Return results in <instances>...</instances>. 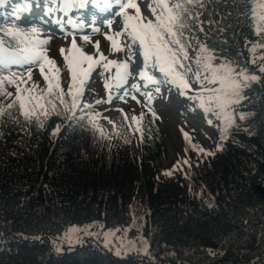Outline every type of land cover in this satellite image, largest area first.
Wrapping results in <instances>:
<instances>
[{
	"label": "trees",
	"instance_id": "16d2710c",
	"mask_svg": "<svg viewBox=\"0 0 264 264\" xmlns=\"http://www.w3.org/2000/svg\"><path fill=\"white\" fill-rule=\"evenodd\" d=\"M201 2L188 5L202 23L185 29V65L195 63L190 53L198 57L202 44L213 65L257 79L243 82L226 130L219 109L211 112L213 147L191 132V144L184 136L168 167L156 162L165 137L155 113L142 114L138 129L128 109L110 117L83 94L72 118L59 101V114L25 118L14 103L17 87L4 82L12 95H0V264H264V0ZM28 7V0H8L0 7V27L37 28L23 19L37 7L34 0ZM86 43L82 38L77 45ZM58 68L67 93L71 77ZM29 71L0 68V76L27 79ZM31 77L28 86L39 85ZM187 79L193 81L191 73ZM199 87L195 82L187 93L200 95ZM54 117L58 134L50 129ZM98 220L119 232L138 225L148 251L117 253L102 238L71 245L73 227Z\"/></svg>",
	"mask_w": 264,
	"mask_h": 264
},
{
	"label": "snow or ice",
	"instance_id": "6c2138e0",
	"mask_svg": "<svg viewBox=\"0 0 264 264\" xmlns=\"http://www.w3.org/2000/svg\"><path fill=\"white\" fill-rule=\"evenodd\" d=\"M8 0H0V7H3ZM33 0H28V10L31 11V3ZM38 8L44 3H50L51 0H34ZM91 0H63V8L67 10L72 7L80 9L86 8ZM199 3L203 7L201 0H174L171 4L168 0H153L155 6L149 5V9L154 16V19H147L141 15V10L136 0H114V3L119 6V14L123 15L124 28L115 33V35L105 34L106 38L111 41L113 52L126 51L128 59L123 61L108 60V58L100 52L99 41L95 42V50L98 56L85 53L81 48H78L75 40L72 41L73 54L65 55L64 59L68 62L71 83L67 93L60 87L59 72L60 69L56 66L55 61L46 55V50L41 48V45L47 44L48 40L39 39V30L36 27L21 29L19 27H0V67L8 65H23L37 63L42 74L45 73L44 65H50L52 75H45L44 79L48 82L46 89H41L39 85L32 84L28 86V81L31 80V72L27 74V79L17 76L12 73L10 76H0V95L11 96L12 93H7L3 88L5 81L17 87L15 104H18L23 109L25 118L36 117L39 115L47 116L49 114H59L56 112V101H59L64 106V111L70 113L67 118L75 116L74 109L79 106V101L83 95V87L86 80L89 78L96 66H102L104 71L110 70L109 66H114L116 72L111 78L113 81L126 82L127 77L131 76L129 61H135L133 46H138L142 57L143 68L137 72V75L149 83L159 84L167 82L174 84L181 89H191L187 76L191 72L192 67L185 65L184 61L189 59L188 42L185 37V29L197 27L202 23L199 21L198 14L194 16L188 8V5ZM96 7L101 11L112 7L113 0H103L101 7L100 0H95ZM264 7V4L261 5ZM128 8L135 9V15H130L127 12ZM53 9L49 8L48 12ZM264 20V16L260 17ZM194 20L190 24L189 21ZM111 22H109L110 26ZM99 31V29H95ZM260 29H258L259 31ZM203 31V28H199ZM127 36V46L120 44L119 38ZM85 36L84 40L88 41ZM188 45V46H186ZM200 53H207L204 56H198L195 59V64L198 70L192 74L193 81L199 84L196 90L200 93L199 96L189 97L190 99H199L200 107L206 113L216 112L218 119L223 118L225 121V130L228 126L234 123V119L228 111L231 104L238 103L241 86H247L245 81L256 80L257 77L249 76L243 71H237L228 64L213 65L212 55L204 45H198ZM61 49V53H64ZM84 65H87L85 68ZM149 68H152L163 74L164 80H157L149 74ZM264 71V69H262ZM103 74V72L99 73ZM79 77V79H78ZM241 78V79H238ZM218 85L216 87H206L205 85ZM23 85V87H22ZM111 87L110 81H105V88ZM55 89V91H54ZM137 90L138 86H137ZM159 91V88L156 89ZM203 93H208L207 96ZM182 94H186L182 91ZM68 95L70 101H65L64 97ZM135 99V97H133ZM111 102V97L109 101ZM101 103V101H97ZM13 105H8L11 108ZM49 106L51 113L49 112ZM90 107V105H85ZM3 109H0V114H3ZM241 119L244 116L241 115ZM135 119V118H134ZM212 123L211 120L208 121ZM41 126L42 123H41ZM56 131H59L58 127ZM185 138L191 144V137L185 133ZM195 148L196 146L193 145ZM200 151H204L202 148ZM187 163V161H185Z\"/></svg>",
	"mask_w": 264,
	"mask_h": 264
},
{
	"label": "rangeland",
	"instance_id": "374dc122",
	"mask_svg": "<svg viewBox=\"0 0 264 264\" xmlns=\"http://www.w3.org/2000/svg\"><path fill=\"white\" fill-rule=\"evenodd\" d=\"M101 7H103V0H100ZM140 7L141 15L147 19H154L153 14L149 9V5L155 6L153 0H136ZM170 4L174 2L168 1ZM53 9L48 12V9ZM63 8V0H51L50 3H44L40 8L36 7L32 14L24 15L25 21H35L37 29L39 30V39L48 40L47 44L41 45L42 49L46 50V55L55 61V64L65 69L63 73L65 78L70 79L71 73L68 62L64 59L65 55L71 56L73 49L71 47L72 41H78L87 36L89 39L86 47L81 48L85 53L98 56L95 50V42L99 41L100 52H102L108 60L123 61L128 59L126 51L113 52L111 48V41L106 38V33L115 35L124 28L123 15L119 14V6L114 3L112 7L101 11L96 7L95 0H91L86 8L77 9L75 15H70L72 8L61 10ZM81 12H78V11ZM128 14L135 15V9L128 8ZM109 22H111L109 26ZM95 29H99L96 31ZM120 44L127 46L128 37L121 36L119 38ZM64 49V53H61ZM135 61H129L132 75L127 77L126 82L113 81L111 78L116 72L114 66H109L110 70L104 71L102 66H96L91 72L89 78L86 80L83 87V94L86 100L93 101L94 107H99L104 110L106 115L110 117L116 116L118 109H128L134 119L136 128L139 129V121L142 114L146 111L155 113L161 123L162 131L165 137L164 151L156 159L157 164L162 167H168L181 154L185 133L194 132L198 138L208 146L213 147L214 143V127L211 113H206L201 108L199 99H190L189 97L199 96L197 93H187V89H181L174 84L161 82L159 84L149 83L141 79L137 72L143 68L142 57L138 46H133ZM190 58L196 59V55ZM202 56V53H199ZM198 55V56H199ZM191 58V59H192ZM32 66L19 65L21 69H32L33 77L40 86L46 89L48 82L44 79L45 75H49L48 69L51 71V66L45 64V73L42 74L37 63H31ZM189 64L193 67L191 74L197 71L196 64L193 60H189ZM12 66V65H11ZM67 69V70H66ZM149 74L154 76L157 80H164L163 74L149 68ZM103 72V74H99ZM52 73V71H51ZM110 81L111 87L105 88V81ZM195 85L194 81H189ZM137 86L138 89L137 90ZM159 88V91L156 89ZM182 91L186 94H182ZM208 95V93H207ZM111 97V102L109 98ZM135 97V99H133ZM101 101V103H97ZM59 120L54 117L50 122V129L52 133L53 123ZM212 123L209 124L208 121ZM60 121V120H59ZM53 123V124H52ZM61 123V122H60ZM56 134V133H54ZM120 228L117 230H108L105 227L104 220H98L95 223L87 225H76L68 233V240L71 245L76 241L88 237V239H101L102 244L106 248L114 249L117 253L128 252L131 250L141 251L146 253L148 251V243H146L145 235L140 234L139 226L134 225L127 230L121 232Z\"/></svg>",
	"mask_w": 264,
	"mask_h": 264
},
{
	"label": "water",
	"instance_id": "95a60500",
	"mask_svg": "<svg viewBox=\"0 0 264 264\" xmlns=\"http://www.w3.org/2000/svg\"><path fill=\"white\" fill-rule=\"evenodd\" d=\"M25 65H28V64L26 63ZM29 65H31V64H29ZM0 68L9 70V69L21 68V67L19 65H12V66L0 67ZM55 121L58 123L60 128H59V131H57V132L54 131V133L58 134L61 131V123L59 120H55Z\"/></svg>",
	"mask_w": 264,
	"mask_h": 264
},
{
	"label": "bare ground",
	"instance_id": "6f19581e",
	"mask_svg": "<svg viewBox=\"0 0 264 264\" xmlns=\"http://www.w3.org/2000/svg\"><path fill=\"white\" fill-rule=\"evenodd\" d=\"M8 66H11V65H8ZM53 123H55V124H53ZM53 123H52L53 125H51V126H52V129H53L55 132H57V131H56V128L58 127V129H59L60 127H59V125H58V123H57L56 121H54Z\"/></svg>",
	"mask_w": 264,
	"mask_h": 264
}]
</instances>
